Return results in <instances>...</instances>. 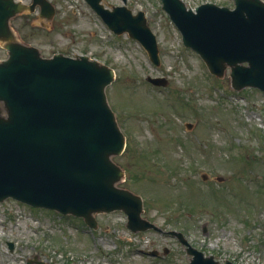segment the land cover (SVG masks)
I'll list each match as a JSON object with an SVG mask.
<instances>
[{
	"label": "rangeland",
	"instance_id": "rangeland-1",
	"mask_svg": "<svg viewBox=\"0 0 264 264\" xmlns=\"http://www.w3.org/2000/svg\"><path fill=\"white\" fill-rule=\"evenodd\" d=\"M51 1L53 20L35 13L13 27L45 56L88 54L115 69L107 95L127 139L115 159L126 171L119 185L143 196V216L163 232L131 231L122 210L96 213L92 227L82 217L7 199L0 202V264H188L191 256L172 229L222 264H264V93L234 89L229 71L211 74L184 45L161 0L126 2L145 11L160 65L139 41L112 32L85 0ZM184 1L191 8L234 6L233 0ZM6 57L0 43V58ZM150 76L164 77L166 86Z\"/></svg>",
	"mask_w": 264,
	"mask_h": 264
},
{
	"label": "water",
	"instance_id": "water-1",
	"mask_svg": "<svg viewBox=\"0 0 264 264\" xmlns=\"http://www.w3.org/2000/svg\"><path fill=\"white\" fill-rule=\"evenodd\" d=\"M86 1L116 34L128 32L160 64L157 36L144 11ZM234 1V8L214 2L195 9L183 0L162 3L184 44L200 54L213 74L223 77L230 69L235 89L264 91V0ZM37 7L40 17L55 16L50 0H0V42L8 50L7 59L0 60V201L12 197L73 214L92 227H97L96 213L123 210L131 230H161L142 216V196L119 186L125 169L114 157L123 153L126 138L106 93L114 68L86 54L45 57L37 46L23 42L11 20ZM149 79L167 84L164 77ZM171 233L187 246L189 264H221L182 232Z\"/></svg>",
	"mask_w": 264,
	"mask_h": 264
}]
</instances>
